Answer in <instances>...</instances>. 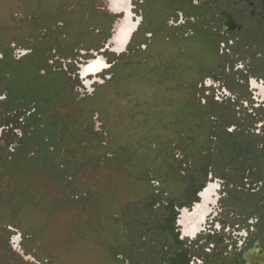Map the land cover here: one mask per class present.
I'll use <instances>...</instances> for the list:
<instances>
[{
	"label": "rangeland",
	"instance_id": "374dc122",
	"mask_svg": "<svg viewBox=\"0 0 264 264\" xmlns=\"http://www.w3.org/2000/svg\"><path fill=\"white\" fill-rule=\"evenodd\" d=\"M109 9V0H0V70L33 89L26 92L39 113L47 110L37 120L46 128L31 137L41 150L26 149L0 165V264H121L122 242H138L129 217L145 221L144 202H130L138 178L170 173L172 156L187 173L207 159L215 172L220 166L216 138L201 150L211 119L216 132V113L231 106L194 84L200 75L179 57L166 68L167 54L155 55L149 39L146 50L103 53L123 17ZM96 54L109 68L83 77L82 65ZM170 175L175 182L164 184L176 190L179 180ZM134 253L150 248L138 243Z\"/></svg>",
	"mask_w": 264,
	"mask_h": 264
},
{
	"label": "flooded vegetation",
	"instance_id": "af4514ba",
	"mask_svg": "<svg viewBox=\"0 0 264 264\" xmlns=\"http://www.w3.org/2000/svg\"><path fill=\"white\" fill-rule=\"evenodd\" d=\"M109 8L123 17L101 47L103 53L109 48L117 54L146 50L144 40L149 39L155 55L167 54L166 68L179 57L200 75L194 84L206 85L212 94L216 91V102L231 106L226 114L216 113V132L211 119L201 150L209 149L210 137L216 138V166L223 169L219 166L215 172L212 160L203 164L198 157L192 161L201 166L187 173L186 168H176L173 156L170 173L138 178L150 184L146 204L154 212L142 223L134 220L143 228L133 235L150 253L137 256L138 243L127 237L121 244V264L143 259L148 264H264V0H109ZM90 57L81 67L83 77L109 68L104 56ZM210 76L213 81L207 85ZM12 80L0 70V165L16 152L32 147L39 152L30 131L46 128L37 120L47 110L39 113L35 96L26 92L33 89ZM91 129L96 133L94 124ZM40 143L48 153L56 150L48 138ZM60 161V155L52 159ZM171 172L179 180L177 191L164 184L175 182Z\"/></svg>",
	"mask_w": 264,
	"mask_h": 264
},
{
	"label": "trees",
	"instance_id": "16d2710c",
	"mask_svg": "<svg viewBox=\"0 0 264 264\" xmlns=\"http://www.w3.org/2000/svg\"><path fill=\"white\" fill-rule=\"evenodd\" d=\"M75 56V55H74ZM116 63H114L113 65H115ZM35 129H38V128H34V130ZM33 130V131H34ZM39 130V129H38ZM33 131H30L31 132V136H33L32 135V132ZM18 151V150H17ZM18 152H16V154H17ZM172 158H173V156H172ZM134 188L135 189H133L132 190V192L134 191V200L135 201H143L144 203H143V205H144V209L145 210H142V212H141V217H143V220H144V217L146 216V217H148L149 216V218H151L152 217V214H153V210L150 208V205H149V203L148 204H146V202H147V198H148V201H150L151 200V198L149 197V194L151 193V188H150V184L147 182V181H139V182H137V185H135L134 186ZM135 213V212H134ZM136 214V213H135ZM139 215V213L137 212V216ZM130 218V220L131 221H133V222H129V224L130 225H128V228L131 230V231H133L134 230V232H136V233H139L140 231L139 230H141L143 227H140V229H139V226H136L135 225V219L134 218H131V217H129ZM134 224V225H133ZM134 232H133V234H134ZM132 234V237H134V240H136V239H138V236L135 234V236ZM25 235H27V233H25ZM138 243V242H137ZM125 252H127V245H125ZM118 260H119V262L121 263V260L118 258ZM139 264H148V262L146 261V260H140L139 261Z\"/></svg>",
	"mask_w": 264,
	"mask_h": 264
}]
</instances>
